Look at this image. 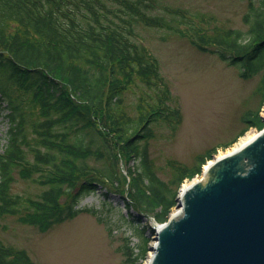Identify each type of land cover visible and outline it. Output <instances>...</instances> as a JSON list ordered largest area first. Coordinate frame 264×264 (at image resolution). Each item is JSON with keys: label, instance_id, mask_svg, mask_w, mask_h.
I'll list each match as a JSON object with an SVG mask.
<instances>
[{"label": "trees", "instance_id": "16d2710c", "mask_svg": "<svg viewBox=\"0 0 264 264\" xmlns=\"http://www.w3.org/2000/svg\"><path fill=\"white\" fill-rule=\"evenodd\" d=\"M259 3L249 0L244 31L163 0H0V108L9 120L0 146V215L43 231L82 212L97 216L79 206L81 199L99 186L124 194L129 177L123 198L137 212L134 220L152 215L167 221L179 186L202 172L215 149L191 167L170 161L171 177L159 175L150 140L162 125L176 133L182 112L170 103L169 84L139 30L186 36L247 78L264 72V0ZM130 94L137 100L129 102ZM132 159L139 166L124 174L121 160ZM17 177L41 191L35 197L14 192ZM142 237L139 256L145 258L144 230ZM0 264L39 263L0 239Z\"/></svg>", "mask_w": 264, "mask_h": 264}, {"label": "rangeland", "instance_id": "374dc122", "mask_svg": "<svg viewBox=\"0 0 264 264\" xmlns=\"http://www.w3.org/2000/svg\"><path fill=\"white\" fill-rule=\"evenodd\" d=\"M255 2L260 4L259 0ZM163 3L212 13L229 27L244 31L248 28L243 16L248 11L249 0H163ZM139 40L157 57L170 87L173 98L170 103L178 105L182 112V123L176 133L162 125L157 128L158 136L150 140V156L160 168L158 173L162 178L171 177L170 161L191 167L207 149H215L212 157H216L250 132L263 128L264 72L243 77L236 65L215 53L199 50L188 37L164 28L142 27ZM136 100L129 95V102ZM6 112L0 108V146L6 141L9 127ZM139 164V159L128 163L121 160L120 166L126 174L129 166L137 168ZM204 178L202 172L186 176L178 193L183 184ZM125 179L124 194L99 186L81 199L79 206L95 209L101 221L91 213L82 212L43 231L22 222L18 216L0 215V239L6 245L24 248L39 264H146L155 234L146 227L150 220L143 215L141 222L134 220L137 212L126 207L123 197L130 178ZM12 189L32 197L41 191V187L21 177H17ZM155 208L160 210L159 206ZM177 210L176 204L171 214ZM143 230L149 237L145 258L139 256V247L144 243ZM136 257L134 262L132 259Z\"/></svg>", "mask_w": 264, "mask_h": 264}, {"label": "water", "instance_id": "95a60500", "mask_svg": "<svg viewBox=\"0 0 264 264\" xmlns=\"http://www.w3.org/2000/svg\"><path fill=\"white\" fill-rule=\"evenodd\" d=\"M202 174L179 190V213L152 225L148 264H264V127Z\"/></svg>", "mask_w": 264, "mask_h": 264}, {"label": "bare ground", "instance_id": "6f19581e", "mask_svg": "<svg viewBox=\"0 0 264 264\" xmlns=\"http://www.w3.org/2000/svg\"><path fill=\"white\" fill-rule=\"evenodd\" d=\"M255 135H256V132H250V133L247 134L245 137L241 138L240 141H239L238 143H236L232 148L227 149L226 151L220 153L218 156L223 155V154H226V153H229V152H232V151L238 149L239 147H242V146L245 145L249 140L253 139ZM205 167H206V164H205ZM191 183H192V182L183 184V186H182V190L186 189ZM177 213H179L178 210L175 211V212H173L172 214L175 215V214H177ZM164 222H165V221H164ZM161 223H163V222H161ZM153 255H154V254H153V252L151 251L150 254H149V257H148L149 259H148V260H150V258H151ZM148 263H149V262L147 261L146 264H148Z\"/></svg>", "mask_w": 264, "mask_h": 264}]
</instances>
